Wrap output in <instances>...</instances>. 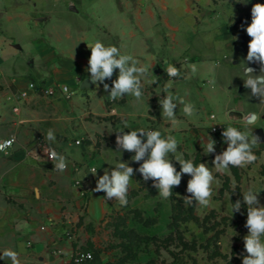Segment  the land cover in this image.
I'll list each match as a JSON object with an SVG mask.
<instances>
[{
	"label": "crops",
	"instance_id": "0c3cea01",
	"mask_svg": "<svg viewBox=\"0 0 264 264\" xmlns=\"http://www.w3.org/2000/svg\"><path fill=\"white\" fill-rule=\"evenodd\" d=\"M199 1L202 4L198 11L199 33L196 44H191L184 32L181 38H175L174 29L179 23L166 22L163 26L155 20L137 22V9L120 5V9H110L111 17L96 22L98 17L94 19L83 9L86 0H0V140L15 137L7 154L0 152V255L3 250L12 249L18 253L21 264H68L71 248L62 235V217L66 220L77 217L83 203L82 188L89 183L94 189L104 170H111L120 160L128 162L134 170L139 167L131 159L134 153L127 157V151L117 152L115 141L120 130L144 128L160 131L162 138L173 135L180 141L177 154L182 153L183 158L188 154L193 160L199 153L204 159L197 165L206 163L212 168L214 154H205L201 140L206 142L211 137L216 142V154L227 145L222 132L211 127L216 123L225 128L231 124L243 131L247 116L259 114L261 119L253 127V135L261 138V144L253 149L259 151L258 159L247 165L255 176L249 179L242 176L240 168V187L242 194L250 187L261 191L258 199L264 205V104L260 101L244 104L241 93L251 92L245 88L244 80L229 86L234 87L233 93L218 98V90L228 87L224 70L234 65L243 73L251 39L243 29L251 23L252 6L264 4V0H235L237 4L227 3L229 0ZM164 2V9H177L176 13L178 9H182L181 13L184 9H195L191 5L193 0ZM98 12L92 10L95 16ZM95 40L105 46L115 45L122 54L139 60L138 66H147L143 91L148 86L153 92L149 95L143 92L139 102L125 95L121 102L111 100L102 84L80 89L82 80L90 78L87 44ZM175 60L180 62L177 68L181 70V79L168 77L152 84L151 81L161 77L160 71ZM190 64L197 66L196 73L188 67ZM248 66L259 74V64ZM118 71H114L112 80L117 78ZM211 79L217 82V89L208 83ZM29 80L67 84L73 93L69 97L61 92L47 96L29 89L28 95L20 98L18 92L27 88ZM169 80L172 93L196 108L195 115L187 117L182 105L178 106L176 117L182 123L176 128L162 116L159 103L166 95L163 90ZM105 83L111 86L112 81ZM210 102L215 103V111ZM49 129L54 132L55 142L46 139ZM43 144L65 156L66 171L55 169L54 162L47 159L41 148ZM172 163L174 167L179 164L174 159ZM89 165H96L95 176L90 175ZM224 174L233 178L231 168ZM213 175L211 206H196L197 214L219 208L216 197L222 179L214 169ZM141 177L135 172L132 179L137 178V189L144 193L147 187ZM77 179L81 184H75ZM93 189L87 193L83 219L85 223L96 224L103 218L108 203L103 192ZM223 199L225 208H231L230 194L225 192ZM243 255L245 250L239 251L237 264H242ZM0 264H11V260L0 259Z\"/></svg>",
	"mask_w": 264,
	"mask_h": 264
},
{
	"label": "clouds",
	"instance_id": "9594fccd",
	"mask_svg": "<svg viewBox=\"0 0 264 264\" xmlns=\"http://www.w3.org/2000/svg\"><path fill=\"white\" fill-rule=\"evenodd\" d=\"M243 27V26H242ZM251 38L247 47V56L244 63L243 75L245 77L244 86L251 90V95L264 104V4L255 3L251 8V23L243 29ZM236 39V37H234ZM90 49L87 71L90 73V82L99 87L103 85L105 92L111 100L123 99L126 95L135 97L136 101H141L143 97V78L148 74L147 66H138L140 61L132 55L122 54L121 50L115 45H108L99 40L87 44ZM259 64V74L248 65ZM188 67L193 73H196L197 66L190 64ZM118 76L112 80L115 70ZM169 78L178 77L180 69L175 65L169 64L165 69ZM111 80V86L105 83ZM155 84L156 81H151ZM215 87V80L208 81ZM172 82L164 87L166 95L160 99L162 116L166 118L173 128L178 127L182 122L176 117V109L182 105V112L187 117H193L196 113L195 105L186 101L179 95H174L171 91ZM67 92V88L64 89ZM211 119L215 120L213 115ZM261 119L257 113H251L245 120V130H239L237 127L229 124L224 128L222 137L227 145L226 149L216 154V142L208 137L201 140L205 145V154H214L211 161L213 167L209 168L206 163L194 164L190 159H184L183 154H177L180 141L173 135L162 138L158 130H145L140 128L132 131L120 130L116 135L117 152L127 151L134 153L132 161L139 163V167L134 170L128 162H118L111 170L105 169L104 174L99 176L96 181L94 192L105 193L106 200H116L120 206L128 204V191L130 182L135 172H139L145 182L153 181V187L158 189L159 196L168 199L172 196L173 188L181 184L182 177L188 175L190 179L187 182V193L183 200L188 205L195 204L198 207L206 208L211 206L213 196V183L216 173H227L230 167L244 168L257 161L258 157L253 149L261 144V138L253 135V127ZM125 128L128 127L125 123ZM146 138V139H145ZM46 139L55 142L53 130L49 129ZM15 143V137L0 141V152H5ZM79 143V142H77ZM47 156L54 162V167L59 172L67 170V161L65 156L60 155L54 148L46 150ZM170 154L173 158H170ZM172 159L180 165L177 171L172 163ZM97 168H92L91 173L95 176ZM261 191H255L251 187L243 194V204L247 207V219L245 227L248 234L244 237V250L242 264H264V205L260 204L258 195ZM242 202L237 200L232 203V213L240 212ZM0 259L11 260V264H21V260L16 251L5 249L0 255ZM91 259V254H88Z\"/></svg>",
	"mask_w": 264,
	"mask_h": 264
},
{
	"label": "rangeland",
	"instance_id": "374dc122",
	"mask_svg": "<svg viewBox=\"0 0 264 264\" xmlns=\"http://www.w3.org/2000/svg\"><path fill=\"white\" fill-rule=\"evenodd\" d=\"M164 1L165 0H86L85 3H87V6H84L83 9H86V12H88L91 17H94V19L98 17L95 19L96 22L111 17L112 10L110 9H120V6H123L125 9H137V22L155 20L163 26L166 22L179 23V26L174 29L175 38H181L184 32L186 33L185 37L190 40V43L196 44L197 35L199 33L198 26L201 22V17L198 13V11H201V2L199 0H193L191 5L195 9H188L187 11L184 9L182 13L180 12L182 9H178L180 13H176L177 9H164ZM213 1L218 2L219 0ZM227 3L237 4L238 2L229 0ZM94 9L99 10L96 16L92 13ZM150 15H152V17ZM171 64L177 67L180 62L175 60ZM224 72V80L228 81V87L221 91L218 90L219 99L225 98L226 94L229 92H234L232 91L234 87L229 86L238 80L245 79L242 71L234 65L224 70ZM160 73L161 80H159L158 83L165 79V74L167 75L165 69L161 70ZM180 79L181 77H177V79L175 77V80ZM215 85L217 89V82ZM149 89L150 87L146 86V90L143 91L142 89V91L146 95H149L153 92V90L150 91ZM241 99L246 105L256 104L260 101L258 98L253 97L248 90L241 93ZM123 100L124 98L121 99V102H123ZM210 108L214 111L216 110L214 102H210ZM130 154L133 153L127 152L126 156H130ZM196 155L201 157L199 153ZM184 159H190V156L185 154ZM203 159L204 158L201 157L200 160ZM249 168V166L241 168L242 176L246 175L248 179L255 176L254 172L248 170ZM249 174L251 175L249 176ZM221 175L226 174H217L220 178ZM184 176L185 177H182L181 184L178 186L180 190L175 191L174 195L176 198H183L185 195H188L186 189L190 177L188 175ZM140 180H142V177ZM254 182L258 184V180ZM152 185L153 181H147L145 184L147 187L146 192L141 193V189H137V178L136 180L133 178L130 182L127 196L128 204L126 206H120L119 203L114 204V200L106 201L108 203L107 211L103 218L96 224L92 222L85 223L83 217L85 214L84 209H86L87 193L81 194L83 203L81 204V210L77 214V217H75L74 220L71 218L66 220V218L62 217V235L69 240L71 248V252L68 254L70 257L68 264H86L84 260L76 261L74 256L79 251H93L95 249H100L102 264H148L149 259H154L156 264H193V261H195V264H227L226 260L220 256L209 259V255L215 250L216 246H218L222 253L228 255V260L233 264L231 248L235 243L243 242L244 237L248 234V230L245 227L247 209L241 207L240 212L232 213V207L228 209L225 208L226 201L223 199V194L225 192L229 193L227 189L223 190L222 194L221 190H219V195L216 197L219 201V208L215 209L219 213L216 218L217 220L220 219L221 215H227L229 217L225 231L220 234L219 240L216 243L212 235L215 230L222 227L223 224L217 225L215 228H210L215 219H211L207 222V230L202 226H198L191 220L181 222L180 231L185 240L195 245L194 248H189L183 247L176 239H170L169 241H159L158 239L155 241L150 238L157 237L162 239L171 232L169 222L172 211L171 197L168 199L161 198L158 189L154 188ZM229 185L232 186L233 193L236 195V181L234 176L232 179L230 178ZM228 203L230 205V202ZM137 209L141 211L143 217L156 216V222L150 225H144L142 222L138 221L137 217L133 216L134 210ZM210 210L211 209H207L205 212L198 215L202 217ZM196 213H198L197 210ZM122 219H124V223H121ZM137 233L145 236L143 238H138ZM59 253L60 252H58V254ZM60 255L64 256L65 252L60 253Z\"/></svg>",
	"mask_w": 264,
	"mask_h": 264
},
{
	"label": "trees",
	"instance_id": "16d2710c",
	"mask_svg": "<svg viewBox=\"0 0 264 264\" xmlns=\"http://www.w3.org/2000/svg\"><path fill=\"white\" fill-rule=\"evenodd\" d=\"M165 78H168V76L165 74L164 75ZM179 77V76H178ZM177 78V77H176ZM161 80V77H158L156 80V83ZM224 127V125H222ZM256 155H258L259 151L256 150L254 151ZM201 157H199L198 155L195 156L193 163L196 164L198 161H200ZM232 174L235 178L236 181V186H235V190H236V195H234L233 193V189L231 188V186L229 185V181H230V177L228 175H221V178L223 179V184L220 188L221 190V194L223 192V190L227 189L231 195V203H235L237 200H240L242 202V207H246V205L243 204V198H242V193H241V187H240V180H241V170L240 168L237 167H230ZM177 171L180 170V165L177 164L176 166ZM218 174V173H217ZM176 190H180L178 187H174L173 188V192H172V207H171V219L169 222V227L171 228V232L165 236L164 238H157V237H150L152 239H154L155 241H157L159 239V241H169L170 239H176L178 240L183 247H189V248H194L195 245H193L192 243H188L184 236L182 235L181 231H180V224L181 222H187V221H193L195 222L198 226H202L205 230L208 229L207 226V222L210 221L211 219H215V221L213 222L212 226L210 228H215L217 225H221L223 224L222 227L218 228L215 230L214 234L212 235L214 238V242L217 243V241L219 240V236L220 234H222L225 231V227L227 225V220L229 219V217L227 215H221L220 219H216L218 216V212L215 209H211L208 213L204 214L202 217H200L197 213H196V205H188L184 202L182 197H175V191ZM134 217H137V220L142 222L144 225H150L156 222L157 217L156 216H145L143 217L141 215V211L140 210H134ZM121 223H124V219H122ZM248 230V229H247ZM145 235H139L137 233V237L138 238H143ZM145 238H149V237H145ZM244 250V242H241L239 244H234L231 248V256L233 258V264H237L239 261V258L237 256V254L239 253V251ZM92 252V258L91 259H86L84 260V262L86 264H102V259L100 256V249H95V250H88ZM216 256H220L223 259L226 260L227 264H232L231 261L228 260V255L226 253H222L220 251V249L218 248V246H216L215 250L209 255V259H212ZM148 264H156V262L154 261V259H149L148 260ZM193 264H195V261H193Z\"/></svg>",
	"mask_w": 264,
	"mask_h": 264
},
{
	"label": "built area",
	"instance_id": "2783aa9c",
	"mask_svg": "<svg viewBox=\"0 0 264 264\" xmlns=\"http://www.w3.org/2000/svg\"><path fill=\"white\" fill-rule=\"evenodd\" d=\"M67 88V92L64 91V89ZM31 89V90H34L36 92H40L44 95H47V96H51V95H54L55 93L57 92H61L63 93L66 97H69L72 93H73V90L70 89V87L67 85V84H63V83H54V84H46L44 82H37V81H34V80H29L28 81V85H27V88L26 89H23V90H20L18 92V96L20 98H25L27 95H28V90ZM213 116V115H212ZM212 130L213 131H218V132H223L224 128L221 124H214L212 127ZM148 130H152V129H148ZM12 137H9V138H6V139H2L0 141H4V140H8ZM76 143L79 142L80 143V140H76L75 141ZM44 154L46 155L47 159L49 161H51V159L47 156L46 154V150L48 148H51L49 147V145L47 144H43L41 146ZM10 148L6 149V152L9 151ZM92 168H97L96 165H89L88 166V170H89V173L90 175L93 176V174L91 173V169ZM86 181L89 180V178H85ZM75 184L76 185H79L81 184V180L80 179H77L75 180ZM93 185L91 184H86L85 187L82 188V191H81V194H84V193H89L92 189H93ZM105 193H103V197H105ZM105 199V198H104ZM106 200V199H105ZM106 201H112V200H106ZM88 254H91V258H92V252L91 251H79L76 253V255L74 256V259L76 261H83V260H86L88 259Z\"/></svg>",
	"mask_w": 264,
	"mask_h": 264
},
{
	"label": "water",
	"instance_id": "95a60500",
	"mask_svg": "<svg viewBox=\"0 0 264 264\" xmlns=\"http://www.w3.org/2000/svg\"><path fill=\"white\" fill-rule=\"evenodd\" d=\"M92 84L90 82V78H85L82 80L81 84H80V89H85L90 87Z\"/></svg>",
	"mask_w": 264,
	"mask_h": 264
}]
</instances>
